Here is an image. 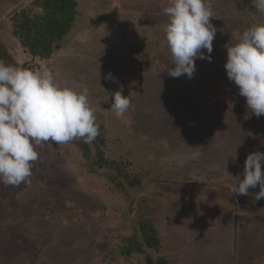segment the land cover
Returning <instances> with one entry per match:
<instances>
[{
    "label": "rangeland",
    "instance_id": "rangeland-1",
    "mask_svg": "<svg viewBox=\"0 0 264 264\" xmlns=\"http://www.w3.org/2000/svg\"><path fill=\"white\" fill-rule=\"evenodd\" d=\"M39 1L0 0L11 66L47 67L60 86L87 87L100 134L34 145L30 183L0 182V264H264V211L227 198L225 184L262 150L264 115L251 113L224 67L232 34L264 24V13L251 0H205L211 61L197 58L191 78H173L170 0H75L68 16L45 14ZM67 17L50 52L33 46L37 28ZM121 88L131 106L117 118ZM144 226L158 246L146 244Z\"/></svg>",
    "mask_w": 264,
    "mask_h": 264
},
{
    "label": "clouds",
    "instance_id": "clouds-1",
    "mask_svg": "<svg viewBox=\"0 0 264 264\" xmlns=\"http://www.w3.org/2000/svg\"><path fill=\"white\" fill-rule=\"evenodd\" d=\"M251 2L264 13V0ZM163 11L170 18L165 33L174 65L168 75L191 78L197 58L211 61L216 34L213 12L205 0H170ZM232 39L237 42L226 45L227 76L246 98L251 113L260 117L264 115V24L234 33ZM111 78V74L106 77ZM122 92L121 88L112 94L111 108L117 118L131 106L130 97ZM88 97L87 87L77 91L60 86L47 67L32 71L0 62V182L5 186L30 183L32 163L39 158L34 145L65 144L76 138L94 141L100 134L99 124ZM199 155L193 153L194 158ZM257 184L255 201L264 199V152L260 151L246 157L244 174L233 177L231 192L246 196Z\"/></svg>",
    "mask_w": 264,
    "mask_h": 264
},
{
    "label": "trees",
    "instance_id": "trees-1",
    "mask_svg": "<svg viewBox=\"0 0 264 264\" xmlns=\"http://www.w3.org/2000/svg\"><path fill=\"white\" fill-rule=\"evenodd\" d=\"M38 7L42 9V11L47 15H56L59 14H66L68 16L69 12H74L76 8L75 0H42L41 2H38ZM63 16V15H62ZM65 26L57 25H50L45 24L43 28H37V31L39 32V36L32 42L34 47H37V49H40L41 47L44 50H47L48 52L51 51L52 45L56 42H54L55 39L61 38L66 31L69 30L71 25H69V18H65ZM68 24L66 25V23ZM58 26H60L58 28ZM41 30H44L43 32ZM16 32L18 35L19 33ZM59 45V42H57L56 46ZM42 50V49H41ZM0 62H3L6 65L11 66V63H13L12 57L10 56V53L8 49L4 46V44L0 41ZM229 111H231L235 116H240L241 118H245L243 114H240L234 109L229 108ZM153 227L147 228L144 226L142 228L145 242L146 244L150 245L151 247H156L159 245L160 240L158 237L153 236L152 230Z\"/></svg>",
    "mask_w": 264,
    "mask_h": 264
},
{
    "label": "crops",
    "instance_id": "crops-1",
    "mask_svg": "<svg viewBox=\"0 0 264 264\" xmlns=\"http://www.w3.org/2000/svg\"><path fill=\"white\" fill-rule=\"evenodd\" d=\"M7 0H4V2L8 5V3L6 2ZM17 1H28L27 3H29L31 0H17ZM245 121V120H244ZM247 126V125H246ZM250 129V136H252L253 134H256L257 135V132H258V130H257V127H252V126H250V127H245V128H243L244 130H248L249 131V129ZM264 131V129H262L261 130V132H263ZM255 139V138H254ZM256 140H258L259 141V139H256ZM261 143H263L264 144V141H262ZM258 149H259V146H258ZM261 151H260V149L258 150V151H260V152H264V145L263 146H261ZM250 151H254V150H252L251 148H249V152ZM250 153H252V152H250ZM236 165V164H235ZM237 166V165H236ZM238 166H240V164L238 165ZM237 166V167H238ZM220 169L222 170V167H220ZM219 172H220V170H219ZM219 172L217 173H215V174H219ZM226 185H228V186H232L233 185V183H231V182H227V183H225ZM225 187V190H227L228 192H229V188L228 187H226V186H224ZM231 193V194H230ZM228 195H226L227 196V198H229L230 197V199L231 198H241L242 200H240V201H238V203H240V204H245V205H247V206H250V207H256V208H259L258 210L259 211H257V212H255V214H259V213H261V211H264V199H261V200H259V201H255V199H254V194H249L248 196H237V195H235V194H232V192H229V193H227ZM232 195V196H231ZM226 198V199H227ZM244 198L246 199V200H244ZM226 199H224V200H226ZM232 200V199H231ZM236 201V200H235ZM258 203V204H256L255 205V203ZM242 204V205H243ZM242 216V213L241 212H238V213H235V216L233 217L234 218V221H237L238 220V218L239 217H241ZM237 216V217H236ZM242 219H244L243 217H242ZM184 223H190V222H188V220L185 218V220L183 221ZM250 235V234H249ZM248 236V235H247Z\"/></svg>",
    "mask_w": 264,
    "mask_h": 264
}]
</instances>
